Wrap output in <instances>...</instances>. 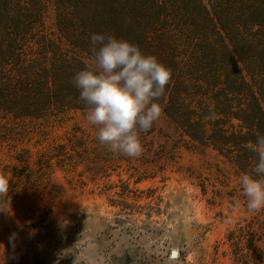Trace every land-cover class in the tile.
<instances>
[{"label":"rangeland","instance_id":"rangeland-1","mask_svg":"<svg viewBox=\"0 0 264 264\" xmlns=\"http://www.w3.org/2000/svg\"><path fill=\"white\" fill-rule=\"evenodd\" d=\"M53 22L32 33L24 49L30 59L50 64L51 53L39 54V43L49 42L63 56L92 64ZM85 115L63 111L49 122L0 115V174L10 181L0 197V264H244L235 261L229 241L239 222L245 254L251 246L254 252L245 260L264 264V209L248 211L232 162L189 143L163 115L137 158L54 157L83 134L96 137Z\"/></svg>","mask_w":264,"mask_h":264},{"label":"trees","instance_id":"trees-1","mask_svg":"<svg viewBox=\"0 0 264 264\" xmlns=\"http://www.w3.org/2000/svg\"><path fill=\"white\" fill-rule=\"evenodd\" d=\"M53 18L69 46L90 61L93 33L129 40L156 56L171 71L158 101L164 119L189 143L214 149L241 174L251 171L256 155L249 146L264 134V0H0V115L49 122L63 111H87L73 77L91 63L63 56L49 42L39 43L45 51L39 54L46 59L51 53L50 64L31 60L24 50L32 33L50 28ZM155 127L139 133L142 144ZM61 151L54 157L63 155V162L123 155L84 134ZM15 159L30 166L29 158ZM238 225L229 241L235 261L248 264L254 252L251 246L245 254V228Z\"/></svg>","mask_w":264,"mask_h":264},{"label":"clouds","instance_id":"clouds-1","mask_svg":"<svg viewBox=\"0 0 264 264\" xmlns=\"http://www.w3.org/2000/svg\"><path fill=\"white\" fill-rule=\"evenodd\" d=\"M90 46L92 66L73 77L79 98L87 106L85 121L109 151L137 158L143 152L139 133L148 131L163 114L158 101L171 71L156 56L115 35L93 33ZM249 147L256 162L239 182L247 209L253 212L264 209V134L257 135ZM9 187L7 175L0 174V197L8 194Z\"/></svg>","mask_w":264,"mask_h":264},{"label":"water","instance_id":"water-1","mask_svg":"<svg viewBox=\"0 0 264 264\" xmlns=\"http://www.w3.org/2000/svg\"><path fill=\"white\" fill-rule=\"evenodd\" d=\"M177 256H178V255H177V251H173V252H172V258H177Z\"/></svg>","mask_w":264,"mask_h":264}]
</instances>
